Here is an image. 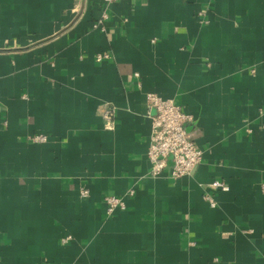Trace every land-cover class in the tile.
Masks as SVG:
<instances>
[{
    "label": "crops",
    "instance_id": "0c3cea01",
    "mask_svg": "<svg viewBox=\"0 0 264 264\" xmlns=\"http://www.w3.org/2000/svg\"><path fill=\"white\" fill-rule=\"evenodd\" d=\"M150 93L189 175H151ZM0 264H264V0H0Z\"/></svg>",
    "mask_w": 264,
    "mask_h": 264
},
{
    "label": "built area",
    "instance_id": "2783aa9c",
    "mask_svg": "<svg viewBox=\"0 0 264 264\" xmlns=\"http://www.w3.org/2000/svg\"><path fill=\"white\" fill-rule=\"evenodd\" d=\"M118 1L120 0H104L107 5ZM94 27L99 28L100 26L97 23ZM147 101L148 107L156 111L151 117L152 129L147 151L148 160L151 163V175L159 177L169 165H172L171 177L173 179L189 175L204 157V152L190 138L186 130V124L192 120V115L186 113L183 107L175 104L173 100L162 98L157 94H148ZM104 118L109 120L108 112L105 113ZM32 140L33 142H45L46 137L38 135ZM211 186L223 191L228 190V187L220 181L213 182ZM81 195L86 197L88 191L82 190ZM207 199L212 206H215L211 197ZM106 202L109 214L117 209L126 208L123 198L109 196Z\"/></svg>",
    "mask_w": 264,
    "mask_h": 264
}]
</instances>
